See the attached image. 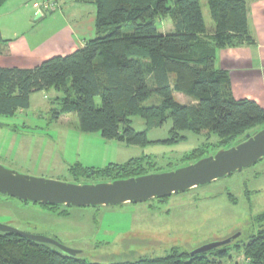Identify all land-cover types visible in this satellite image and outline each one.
I'll return each instance as SVG.
<instances>
[{"label": "trees", "instance_id": "obj_1", "mask_svg": "<svg viewBox=\"0 0 264 264\" xmlns=\"http://www.w3.org/2000/svg\"><path fill=\"white\" fill-rule=\"evenodd\" d=\"M6 1L0 0V7ZM53 1L54 10L49 12L57 9ZM75 1L94 7V36L81 48L32 68L0 67L1 116L27 110L32 93L53 90L57 95L50 100L52 119L76 115L82 132H98L104 139L145 145L147 129L170 122L166 142L184 141L185 131L204 138L182 157L183 166L211 155V150L230 148L248 131L264 125V108L251 99H235L228 73L215 65L218 50L256 44L246 0H206L210 30L199 0ZM167 18L172 27L161 33L156 22ZM6 42L0 34V53ZM175 93L186 95L190 102H178ZM135 116L143 120L145 130H134ZM172 167L167 171L179 166ZM160 170L157 162L144 157L105 168L75 164L67 172L80 184ZM259 218L264 219V213ZM231 247L241 251L249 264H264V228L246 243L231 242L204 254L191 256L173 247L161 257L109 263L88 262L81 253L71 257L52 245L0 232V264H219L230 259Z\"/></svg>", "mask_w": 264, "mask_h": 264}, {"label": "rangeland", "instance_id": "obj_2", "mask_svg": "<svg viewBox=\"0 0 264 264\" xmlns=\"http://www.w3.org/2000/svg\"><path fill=\"white\" fill-rule=\"evenodd\" d=\"M199 2L206 28L210 30L213 23L206 0ZM57 15L33 19L31 31H40V38L49 35L60 25V18L54 17ZM156 23L161 33L172 27L168 18ZM56 95L53 90L32 93L27 110L17 111L13 116L0 115L1 166L29 177L64 183H77L67 172L75 164L105 168L110 163L123 164L145 157L157 162L160 171L166 172L172 167L166 166L169 162L183 167L182 157L204 140L185 131L184 141L166 142L170 122L147 129L149 143L145 145L104 139L98 132H82L76 115L52 119L50 108L54 105L50 100ZM174 97L180 103L190 102L184 94L175 93ZM132 127L136 131L145 130L139 116L132 117ZM262 127L246 134L252 135ZM214 153L209 151L211 155ZM81 183L95 184L94 181ZM263 213L264 158L209 184L172 194L161 202L151 199L114 206L58 205L49 209L0 195V224L56 239L67 248L79 250L86 261L98 263L161 257L173 247L190 253L236 234L239 236L232 244L241 245L264 228V219L259 218ZM228 251L230 259L219 264H249L241 251L234 247Z\"/></svg>", "mask_w": 264, "mask_h": 264}, {"label": "water", "instance_id": "obj_3", "mask_svg": "<svg viewBox=\"0 0 264 264\" xmlns=\"http://www.w3.org/2000/svg\"><path fill=\"white\" fill-rule=\"evenodd\" d=\"M262 158H264V127L252 135H244L239 143L230 148L218 150L189 165L171 171L112 182L64 183L29 177L0 165V195L47 206L96 207L142 203L209 184L250 167ZM0 232L13 233L37 243L52 245L71 257L81 253L79 250L65 247L56 239L27 234L5 224H0ZM238 236L239 234H236L226 240L206 244L190 252V255L204 254L229 245Z\"/></svg>", "mask_w": 264, "mask_h": 264}, {"label": "crops", "instance_id": "obj_4", "mask_svg": "<svg viewBox=\"0 0 264 264\" xmlns=\"http://www.w3.org/2000/svg\"><path fill=\"white\" fill-rule=\"evenodd\" d=\"M57 11L42 10L33 0H7L0 7V34L7 42L1 46L0 67L32 68L54 55H66L81 48L94 36L95 10L75 0H55ZM248 23L256 44L218 50L215 65L226 71L235 99H251L264 108V0H246ZM60 25L40 38L32 32V22L49 15Z\"/></svg>", "mask_w": 264, "mask_h": 264}, {"label": "built area", "instance_id": "obj_5", "mask_svg": "<svg viewBox=\"0 0 264 264\" xmlns=\"http://www.w3.org/2000/svg\"><path fill=\"white\" fill-rule=\"evenodd\" d=\"M33 5L37 8V12L41 14L42 10H54L55 2L53 0H33Z\"/></svg>", "mask_w": 264, "mask_h": 264}, {"label": "flooded vegetation", "instance_id": "obj_6", "mask_svg": "<svg viewBox=\"0 0 264 264\" xmlns=\"http://www.w3.org/2000/svg\"><path fill=\"white\" fill-rule=\"evenodd\" d=\"M21 202H23V201H21ZM24 203H27V202H24Z\"/></svg>", "mask_w": 264, "mask_h": 264}]
</instances>
